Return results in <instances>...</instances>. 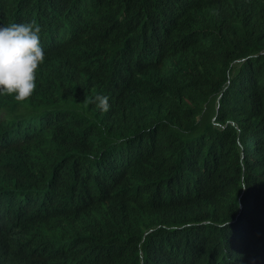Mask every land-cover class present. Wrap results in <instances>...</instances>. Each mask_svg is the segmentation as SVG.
Wrapping results in <instances>:
<instances>
[{"label":"trees","instance_id":"1","mask_svg":"<svg viewBox=\"0 0 264 264\" xmlns=\"http://www.w3.org/2000/svg\"><path fill=\"white\" fill-rule=\"evenodd\" d=\"M31 21L75 67L0 94V264H264V0H0Z\"/></svg>","mask_w":264,"mask_h":264},{"label":"clouds","instance_id":"2","mask_svg":"<svg viewBox=\"0 0 264 264\" xmlns=\"http://www.w3.org/2000/svg\"><path fill=\"white\" fill-rule=\"evenodd\" d=\"M76 38L72 27L56 23L45 46L40 26L34 21L0 26V94L23 101L33 94L36 81L48 97L49 86L59 91L75 67ZM47 81L50 85L44 84ZM25 151L26 146L20 153H14L0 145V160L19 163ZM0 257H5L1 245Z\"/></svg>","mask_w":264,"mask_h":264}]
</instances>
